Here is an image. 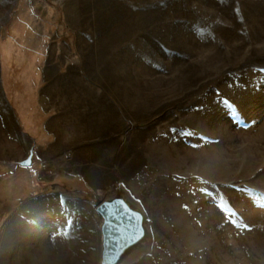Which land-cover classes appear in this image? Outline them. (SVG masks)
Returning <instances> with one entry per match:
<instances>
[{"label": "rangeland", "instance_id": "rangeland-1", "mask_svg": "<svg viewBox=\"0 0 264 264\" xmlns=\"http://www.w3.org/2000/svg\"><path fill=\"white\" fill-rule=\"evenodd\" d=\"M0 71V108L44 76L77 138L0 211V264H102L117 197L144 234L116 264H264V0H0Z\"/></svg>", "mask_w": 264, "mask_h": 264}, {"label": "crops", "instance_id": "crops-1", "mask_svg": "<svg viewBox=\"0 0 264 264\" xmlns=\"http://www.w3.org/2000/svg\"><path fill=\"white\" fill-rule=\"evenodd\" d=\"M2 74L0 71V76ZM36 80L32 82L31 77L24 78L25 83L12 85L14 90L10 97L1 82L5 107L0 108V180L10 176L9 180L12 183L11 193L4 199L5 205L0 209L2 215L10 216L16 213L22 206L25 191L36 187L34 183L23 182V176H32V171L49 162L63 163L62 159L67 155H64L63 151L56 154L55 152L59 149H68L72 141L73 145L77 142V138L70 135L69 129L67 131L63 129V121L59 114L53 113L49 106L46 77H40L38 83ZM22 84H25L24 88ZM55 158L56 160L59 158L60 161H56ZM28 159H30L28 165L21 164ZM73 180L79 181L77 178ZM76 185L80 187V183L76 182ZM36 195V191L30 197L28 194L25 200ZM78 195L84 196V191H79ZM16 226L21 228L19 220L14 217L4 227L2 239L5 252L6 247L11 244V240L7 242L4 239L6 231Z\"/></svg>", "mask_w": 264, "mask_h": 264}, {"label": "water", "instance_id": "water-1", "mask_svg": "<svg viewBox=\"0 0 264 264\" xmlns=\"http://www.w3.org/2000/svg\"><path fill=\"white\" fill-rule=\"evenodd\" d=\"M29 163L30 159L21 164ZM96 209L103 217L102 264H116L120 256L143 237V215L122 197L102 201L97 204Z\"/></svg>", "mask_w": 264, "mask_h": 264}]
</instances>
